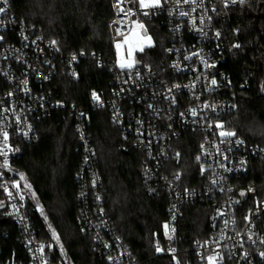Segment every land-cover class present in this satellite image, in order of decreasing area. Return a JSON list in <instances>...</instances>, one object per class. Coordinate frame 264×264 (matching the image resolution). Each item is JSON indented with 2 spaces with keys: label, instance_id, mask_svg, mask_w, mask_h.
<instances>
[{
  "label": "built area",
  "instance_id": "2783aa9c",
  "mask_svg": "<svg viewBox=\"0 0 264 264\" xmlns=\"http://www.w3.org/2000/svg\"><path fill=\"white\" fill-rule=\"evenodd\" d=\"M110 1L111 56L89 57L106 68L110 80L107 89L90 90L89 107L83 108L57 101L49 88L62 70L77 80L80 57L60 54L56 43L15 14L10 0H0V264H70L43 236L35 220L41 209L29 202L25 177L15 166L24 147L39 141L38 123L58 112L62 120L72 118L82 152L80 228L92 233L93 250L107 264H136L102 206L103 180L88 133L96 110L109 112L121 150L143 154L147 195L168 197L159 248L169 264H264V147L221 135L231 132L225 117L237 105L230 94L234 84L223 71L226 45L219 21L245 0H160L154 7H142L140 0ZM133 33L152 36L155 47L138 45L143 50L130 62L125 44ZM158 45L164 50L155 64ZM247 87L248 82L241 85ZM189 142L196 146V174L187 182L175 166ZM203 200L213 205L208 237L182 252L177 223L187 205Z\"/></svg>",
  "mask_w": 264,
  "mask_h": 264
},
{
  "label": "trees",
  "instance_id": "16d2710c",
  "mask_svg": "<svg viewBox=\"0 0 264 264\" xmlns=\"http://www.w3.org/2000/svg\"><path fill=\"white\" fill-rule=\"evenodd\" d=\"M10 2L15 14L55 41L60 54L80 57L79 78L74 81L62 70L49 88L57 101L88 108L90 90H105L110 80L106 68H99L89 57L95 54L108 60L111 56V1ZM219 27L226 45L223 71L234 84L230 94L237 105L225 117V124L249 144L264 147V0H245L241 8L225 10ZM163 50L164 45L157 46L155 54L159 59L152 62L156 64L162 58ZM244 82L249 87L241 88ZM37 126L39 141L24 147V154L15 166L24 175L41 209L35 214V220L43 236L50 239L49 231L55 232L70 264H107L93 250L92 233L79 226L83 205L79 178L82 152L72 118L62 120L58 112ZM88 133L103 180L102 206L117 236L136 264H169L170 260L157 251L164 242L168 197L164 192L150 197L143 189V154L120 149L121 136L107 110L91 112ZM189 144L182 163L175 166V170L182 169L187 182L196 174V146L192 148ZM28 199L35 204L29 195ZM212 208L209 200L184 208L176 226V243L182 252H187L195 242L207 239Z\"/></svg>",
  "mask_w": 264,
  "mask_h": 264
},
{
  "label": "rangeland",
  "instance_id": "374dc122",
  "mask_svg": "<svg viewBox=\"0 0 264 264\" xmlns=\"http://www.w3.org/2000/svg\"><path fill=\"white\" fill-rule=\"evenodd\" d=\"M149 37L151 38L150 44L148 42ZM140 44H143L145 49H151V47H153V46L155 47V40L152 36L143 37L139 33H133L132 36L128 37L125 45H126V50H127V56L129 58L130 62H132L135 59V57L137 56V52L141 51L139 46H138ZM26 184L27 183H25V185ZM25 190L28 192V195L31 197L33 202L35 204H37L36 198H35L33 193H30L29 187H25ZM49 232H50V237H51L50 239L53 240V242L55 243V245L57 246V248L59 249L61 254L65 257V252H64V250L60 244L58 237L56 236V234H55V237L53 236L52 230H50Z\"/></svg>",
  "mask_w": 264,
  "mask_h": 264
},
{
  "label": "snow or ice",
  "instance_id": "6c2138e0",
  "mask_svg": "<svg viewBox=\"0 0 264 264\" xmlns=\"http://www.w3.org/2000/svg\"><path fill=\"white\" fill-rule=\"evenodd\" d=\"M4 3H6V0H3ZM185 2H187V0H185ZM235 2V0H234ZM140 4L142 7H154V6H160V0H151V3H145V0H140ZM5 12V8L3 7H0V13H3ZM147 14V13H145ZM183 14V13H182ZM141 28H143V25H140ZM2 39V38H0ZM126 42H127V38H126ZM148 42L149 44L151 43V38L149 37L148 38ZM53 44H55V41L52 42ZM117 47L119 48L120 45L118 44ZM141 51L143 50V48L140 49ZM73 59H75V57H73ZM125 65H121V67H124ZM129 67L131 66L130 64L128 65ZM26 83V81H25ZM216 81L215 80H212V84H215ZM93 97L95 99H98V97L96 96L95 93H93ZM193 115H195V112L193 111ZM222 127V126H220ZM221 135H225V136H232L234 135L233 132H222ZM4 138H5V141H7V133H4ZM5 165H7V160H5ZM21 178L23 179V175L21 174ZM18 187V186H17ZM25 187H30V185H25ZM7 191V189H5ZM9 195H11V193H9ZM243 195V193H242ZM22 198V197H21ZM165 228L167 229V225H165ZM53 236L55 237V232H53ZM157 251H161V249L159 247H157ZM262 256H264V253H261ZM210 260L212 259L211 257L209 258Z\"/></svg>",
  "mask_w": 264,
  "mask_h": 264
}]
</instances>
